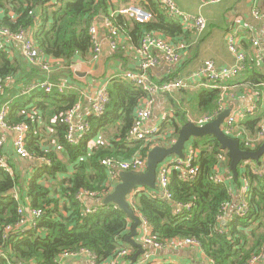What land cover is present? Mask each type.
<instances>
[{"label": "trees", "instance_id": "16d2710c", "mask_svg": "<svg viewBox=\"0 0 264 264\" xmlns=\"http://www.w3.org/2000/svg\"><path fill=\"white\" fill-rule=\"evenodd\" d=\"M131 1L0 0V26L12 33L34 30V39L43 53L52 59L54 71L50 76L55 82L62 81L60 78L67 71L74 72L72 64L75 59L87 60L92 56L90 25L96 20L103 23L106 17H110L136 44L147 32H158L172 38L175 44L179 41L185 43L190 31L178 21L170 19L159 0H135L136 5L152 12L153 17L149 21L141 22L121 13L111 16L112 10L134 3ZM118 50L122 53V49ZM46 76L47 73L39 67L18 56L11 57L5 49L0 48V84L3 85L0 107L8 104L6 121L10 126L21 122L29 124V151L38 160H49V163L42 161L38 164L35 173L27 178L14 165H11V170L0 167V247L6 255L0 256V264H59L61 255L80 248L93 251L100 264H108L117 256L120 248L136 251L125 241L130 219L113 203L93 206L96 210L91 214L86 213V201L78 199L77 194L81 190H88L97 193V198L104 199V195L110 191V185L108 168L102 164V160L111 158L125 161L137 152L146 156L152 145L169 144L170 139L164 138L165 133L173 129L177 136L181 116L187 118V115L171 99L177 114L160 126V133L152 137V141H128L136 111L148 94L124 74H117L111 78L108 86L111 100L106 112L100 116L91 113L85 119L88 128L82 140L70 143L67 140L69 126L64 117L80 101V91L74 84V87L64 91L57 88L52 92L35 89L24 93L30 83L43 80ZM199 82L203 87L199 89L191 110L200 114V118L222 109L223 86H230L233 80L228 78L215 82L202 79ZM248 82L259 90L260 99L255 103V110L247 113L239 122L240 128L231 134L240 139L243 149H254L263 143L257 136L264 123V108L261 107L264 74L255 73L248 78ZM176 91V94L186 93L184 90ZM117 124L120 129L111 144L100 143L92 151L89 150V142L97 131ZM47 126L53 131L49 140H56L66 156L65 160L60 158L55 148L44 146L48 144L43 143L48 132ZM248 140L251 144L247 143ZM193 146L200 150L194 162L196 177L192 181L184 180L175 170L169 185L172 201L159 195L153 196L150 192L155 189L145 187L134 192L132 207L150 222L153 236L159 241L193 237L200 241L202 252L215 264H248L250 258L264 246L262 159L245 165L244 161L241 162L238 176L235 177L228 153L216 138H196ZM221 154L225 155L222 164L232 176L236 188L239 189L243 179L248 181L250 188L247 193V213L244 216L227 214L224 221H219L218 216L222 213L223 205L233 201V195L227 185L213 178ZM71 165L73 172L69 180L61 183L59 190L47 185V182L67 173ZM17 192L19 198L16 197ZM22 203L40 208L44 213L35 228L25 233L12 231L5 238L6 227L16 225L22 218L18 212ZM189 203H192L190 210L174 214L177 204ZM221 227L225 229L223 233L218 230ZM150 249L147 248L148 251ZM133 254L131 252L125 260L131 262ZM137 262H140V257Z\"/></svg>", "mask_w": 264, "mask_h": 264}, {"label": "built area", "instance_id": "2783aa9c", "mask_svg": "<svg viewBox=\"0 0 264 264\" xmlns=\"http://www.w3.org/2000/svg\"><path fill=\"white\" fill-rule=\"evenodd\" d=\"M162 8L165 10L168 17L174 21H178L184 28H193L197 32H203L207 27V21L203 15L192 14L186 11H183L178 4L174 0H159ZM254 14L259 15L260 12L256 8L254 9ZM116 13H121L128 15L138 21L146 22L152 19V12L139 7L138 5H130L128 7L121 8L117 11H113L111 16H114ZM104 29L106 35L108 37L110 47L116 51L118 49H122L120 38H121V29L116 26L110 17H106L103 19L102 27L99 28L98 21H94L89 28V33L91 35L92 40V58L98 59L102 52V45L100 40V32L101 29ZM239 39L235 33H230L228 36V48L231 52L236 55V63L233 66H227L223 68H219L216 65V62L213 59H206L201 66L193 73L182 76L175 77L173 79L154 82L149 77V71L151 68L158 65L159 60L156 56L153 55V50L158 49L162 51L163 56L166 61L170 63H178L181 61V51L180 47H175L173 43L170 42L169 39L159 36L156 32L145 33L141 39L140 47L138 48L141 54V70L140 71H129L126 73L127 79L132 81L133 83L141 86L145 92H147L148 96L146 98L145 106H141L136 111L135 120L133 126L128 132L127 140L130 142L138 141L145 139L149 141L153 140L152 137L157 136L160 133V127L147 128L146 122L152 116V110L150 106L154 103V99L156 95L164 94L170 95L176 90L183 89L190 85L192 82L201 81L202 79H209L215 82L226 80L228 78L234 77L237 74L242 73L247 68V55L246 53L239 48ZM21 43V49L23 58L31 65L39 67L43 72L47 73V76L43 80H35L30 83L24 90V93H30L35 89H44L46 92H52L54 89H59L60 91H64L69 87V82L67 79H64L60 82H55L51 79L50 74L53 70L52 61L43 53L41 47L38 45L36 40L34 39V30L21 31L19 33H12L9 29L0 26V48L5 49L9 54H11V48L14 43ZM254 44L257 45L258 41L255 40ZM223 88H226L223 86ZM3 91V85L0 84V93ZM111 96L108 90L107 85H103L99 88L98 92L94 96L91 103V112L95 115H103L107 107L110 103ZM256 104L252 106L240 110L235 114H230L224 122V131L227 134H231L236 123L238 122L240 117L246 116L247 113H252L255 110ZM80 109L79 102L75 107L70 109L64 120L69 126L67 140L70 143H77L82 140L83 136L87 132L88 124L84 120H77L76 113ZM222 110V109H221ZM220 110V111H221ZM220 111H217L211 115H204L200 119L192 120L196 124L203 125L212 120H214ZM8 113V104H4L0 107V127L1 129L14 131L15 136L12 141L13 153L18 158L22 160H38L28 149L27 147V138L30 134V126L25 122H21L17 125L10 126L6 121V116ZM172 117L168 114L164 116V120L168 121ZM164 121V122H165ZM259 141H264V123L260 127L259 134L257 136ZM173 142V141H172ZM171 142V143H172ZM170 143V144H171ZM247 143L251 144V141L248 140ZM155 145H152L154 147ZM255 150V147H253ZM6 149V141L3 134L0 132V167L4 169H12V163L9 161L8 155L5 151ZM199 151L197 149H190L189 152L185 153V157H173L167 158L162 163L159 164L157 170V183L155 191H151L150 193L153 196H161L164 199L172 201L173 195L169 188L171 182V175L175 170H178L179 175L182 179L192 181L197 174V168L194 166V162L198 157ZM225 155H219V164L216 165L215 172L213 174V178L218 183H223L227 185L234 194V189L230 187V179L224 177L221 174L222 168V160ZM262 159V166L260 172L264 174V156ZM44 162L49 163V160L46 158H41ZM249 161H244V165ZM252 162V161H251ZM102 164L108 168L109 180L108 184L110 185L111 193L119 181V172L120 171H135L144 173L147 171V155L143 156L139 152L133 155L130 159L125 161H115L111 158H106L102 160ZM231 177V176H230ZM232 179V178H231ZM143 189V188H142ZM141 188L137 190H142ZM136 190V191H137ZM240 196L239 201L234 204L231 203L224 204L222 207V213L219 214L218 220L224 221L227 214H236L239 216H244L249 207L247 203V193L249 192V183L246 179L242 180V186L239 187ZM134 191V192H136ZM128 197L131 200L130 204L133 205V194ZM108 194L104 195L107 196ZM16 197L19 196L16 194ZM77 198L81 201H86V213H93L96 208L87 204L88 199L97 198V193L90 192L88 190H81L77 194ZM192 207V203L182 205L177 204L174 209V214L179 215L185 209L190 210ZM136 211V210H135ZM19 214L22 215L19 223L16 225H8L5 229V238L7 235L12 232L19 230L22 233L27 232L31 228H35L41 219L44 211L37 207H32L31 205L20 204L18 209ZM136 213L140 217V225L138 229L137 239L145 246H149L153 249H186L197 247L201 249V243L198 239L189 237V238H177L167 241H159L157 240L152 233V225L150 222L141 215L138 211ZM221 233L225 231L224 228L218 229ZM131 251L128 248H120L117 256L112 260L115 264H120L122 261L126 262V264H133V262L126 261L125 258L127 255H130ZM81 255H85L88 259L87 264H100L98 262L97 255L87 249L80 248L79 250L64 253L58 258L59 264H69L67 262L68 258L74 259L75 257H79ZM0 256H4L5 252L0 247ZM112 261L108 264H111ZM264 262V246L261 250L254 254L248 264H263ZM139 264H154L149 261L138 262ZM36 264V263H31ZM210 264H215L210 260Z\"/></svg>", "mask_w": 264, "mask_h": 264}, {"label": "crops", "instance_id": "0c3cea01", "mask_svg": "<svg viewBox=\"0 0 264 264\" xmlns=\"http://www.w3.org/2000/svg\"><path fill=\"white\" fill-rule=\"evenodd\" d=\"M174 1L183 11L203 15L207 21V27L203 32H197L193 28H186V30L190 31V34H188V37L184 40L185 43L183 41H179V43L177 42L176 44L172 38H167L166 36L156 32L159 36L169 39L171 43L175 44V47H180L182 59L178 63H170L165 60L162 51L154 49L153 55L158 58L159 63L157 66L150 69V79L154 82H160L168 78L187 76L195 72L206 59H213L219 68L233 66L236 63L237 58L236 55L228 48V36L230 33H235L239 39V48H241V50H243L247 55L248 64L247 68L242 73L229 78L230 80H233V82H231L232 84L230 86L223 89L224 98L222 100L221 111L229 109L231 110V114H235L238 111L244 110L255 104L260 99L259 90L248 82V78L255 73L264 74V0ZM131 2V4L123 6L122 8L130 5H136L135 0ZM256 8L260 12L259 15H256L253 12ZM113 11L117 10H112L111 13ZM98 26L99 28L102 27V23L99 21ZM100 40L102 52L98 59H93L92 56L87 60L77 58L72 64V70L74 72L68 73L67 71L66 75L60 78L61 80L67 79L70 83L68 88L74 87V84L78 86L81 97L79 99L80 109L76 113L77 120H84L92 113L91 103L94 96L100 87L103 85L109 86L112 77L117 74L126 75L129 71L141 70L142 60L141 54L138 50L141 41L139 44H136L128 35L121 32L120 42L123 48L120 50L122 53H119V50L114 51L110 47L108 37L103 28L100 32ZM255 40L258 41L257 45L254 44ZM10 56H18L20 59L26 61L23 58L20 42L14 43L11 48ZM12 83L13 81L11 84ZM201 87H203V85H201L199 81H195L187 87L180 89L184 90L186 93L176 94V91L168 96L164 94L156 95L154 103L150 106L152 116L147 120L146 127H160L165 121L163 119L165 115L169 114L173 117L174 114H177L176 108L171 99H174L176 104L180 105L179 108L186 112L187 117L189 114H193L195 117L189 119L181 116L182 122L180 123V126L184 120L188 119L192 121L203 117L204 115L202 114L203 116L199 118L200 114L191 110V105L196 103L197 93ZM261 102V107L263 109L264 96L261 97ZM145 104L146 98L141 101L139 107L145 106ZM244 117L245 116L239 118L233 130L240 128L241 123L239 122L242 121ZM118 126L119 124L115 126L109 125L108 127L97 131L89 142V150L92 151L95 147H98L100 143L111 144V141L116 138L120 129ZM47 131V136L45 137L43 143L48 142V144L44 146L47 148H55L60 158L65 160L66 156L64 155L62 148L57 145L56 140H49L50 135L53 132L50 126H47ZM0 132L5 138V151L8 155L9 161L12 163V166L14 165L24 178L34 174L36 166L41 164L42 160L33 161L18 158L14 155L12 147V141L15 136L14 131L1 129L0 127ZM241 133L242 131L239 132V134ZM239 134L238 136H240ZM164 138H169L170 140L168 142L170 144L172 141H175L177 136H175V131L171 129L165 133ZM194 140L188 143L185 153L189 152L190 149H196L193 146ZM197 150L200 152L199 149ZM251 161L253 160H250L249 162ZM72 172L73 165L69 167V171L67 173L59 176L57 180L47 182V185L53 186V189L56 188V190H59L61 183L69 180ZM221 174L230 179V187L234 189L233 202L236 204L239 201L240 190L236 188L232 176L223 164ZM143 189H145V187ZM17 195L20 196L18 192ZM129 199L130 198H128V201L131 202ZM102 200L103 199L101 198L88 199L87 204L97 207L102 204ZM130 226L128 232L130 231ZM145 247L146 252L140 254L139 256L140 262L145 260L149 262L151 261L154 264H210V259H208L202 250L197 247L170 249L171 252L164 255H152L147 250V248L151 247ZM131 252L133 254L135 251L133 252L131 250ZM67 262L69 264H87L88 259L85 255H81L79 257H75L74 259L68 258ZM111 264L115 263L112 261ZM120 264H126V262L122 261Z\"/></svg>", "mask_w": 264, "mask_h": 264}, {"label": "water", "instance_id": "95a60500", "mask_svg": "<svg viewBox=\"0 0 264 264\" xmlns=\"http://www.w3.org/2000/svg\"><path fill=\"white\" fill-rule=\"evenodd\" d=\"M231 110L220 111L218 116L203 125L191 120H184L179 128L177 138L169 145H156L147 154V171L144 173L135 171H120L119 181L113 191L104 197L103 204H115L122 209L131 221L130 231L125 235V241L136 248L132 256L133 264H139L138 257L146 252V247L138 239L140 217L128 201V197L137 189L147 187L156 189L157 170L160 163L167 158L178 156L185 157V149L190 141L195 138L212 136L216 138L222 148L227 151L230 158V168L235 177L238 176V166L243 161H259L264 156V143L258 149H243L240 139L227 134L224 131V122L230 116ZM39 163V162H37ZM171 252L170 249H150L152 255H164Z\"/></svg>", "mask_w": 264, "mask_h": 264}, {"label": "rangeland", "instance_id": "374dc122", "mask_svg": "<svg viewBox=\"0 0 264 264\" xmlns=\"http://www.w3.org/2000/svg\"><path fill=\"white\" fill-rule=\"evenodd\" d=\"M190 109V108H189ZM187 118H195L193 114H189V116ZM195 120V119H194Z\"/></svg>", "mask_w": 264, "mask_h": 264}]
</instances>
